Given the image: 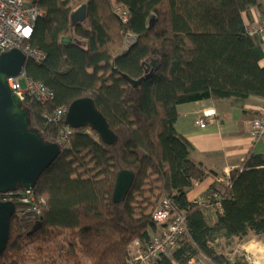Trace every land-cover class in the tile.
<instances>
[{"label":"trees","instance_id":"16d2710c","mask_svg":"<svg viewBox=\"0 0 264 264\" xmlns=\"http://www.w3.org/2000/svg\"><path fill=\"white\" fill-rule=\"evenodd\" d=\"M44 11L34 26L24 72L54 91L46 103L26 98L31 127L57 143L69 126L45 114L90 97L117 138L108 143L89 126L71 128L65 147L34 187L44 197L40 218L18 202L0 264H133L132 244L145 248L161 225L152 213L162 197L187 216V231L171 256L156 264H186L198 253L213 264L232 262L214 247L227 239L264 240V153L251 152L232 170L221 213L211 221L189 191L210 174L176 128L178 105L212 98H264V49L244 13L257 0H30ZM86 3L87 20L72 24ZM124 8L129 20L118 13ZM156 22L148 27L151 15ZM128 33L138 42L122 52ZM72 38L71 42H64ZM149 78L133 87L125 75ZM151 72V71H150ZM134 182L114 199L121 170ZM219 184H213L218 188Z\"/></svg>","mask_w":264,"mask_h":264},{"label":"water","instance_id":"95a60500","mask_svg":"<svg viewBox=\"0 0 264 264\" xmlns=\"http://www.w3.org/2000/svg\"><path fill=\"white\" fill-rule=\"evenodd\" d=\"M87 8L88 5L84 3L72 12L73 25L87 20ZM155 22L156 15L152 14L148 27H152ZM138 40V35L128 33L122 52L135 45ZM63 41L71 42L72 38H65ZM27 59L26 53L16 48L0 55V194L18 189H33L40 175L62 152L60 144L49 143L41 132L31 127L29 112L23 106L22 99L8 85L9 77L25 74ZM150 67L148 64L145 76L139 79L128 75H125V78L133 87H140L153 72ZM65 122L71 128L89 126L108 143L117 138L106 117L90 97L73 101L68 108ZM133 182V173L129 170H121L117 178L114 199L124 200ZM15 210L14 201L0 200V254L8 244L10 217ZM29 213L40 218L37 212Z\"/></svg>","mask_w":264,"mask_h":264},{"label":"built area","instance_id":"2783aa9c","mask_svg":"<svg viewBox=\"0 0 264 264\" xmlns=\"http://www.w3.org/2000/svg\"><path fill=\"white\" fill-rule=\"evenodd\" d=\"M118 13L123 22L129 20V13L124 8H119ZM44 15L43 9L30 0H0V55L11 49H21L28 58H34L41 61L44 58V53L32 48L30 39L34 33V26L37 19ZM251 34L264 35V19L254 23L247 24ZM24 76H26L24 74ZM21 76H12L8 78L10 89L14 90L24 101L26 98L36 99L46 103L55 97V93L46 84L40 81L27 80L26 88H23L20 82ZM68 108L60 107L52 114H45L49 122H59L66 118ZM215 117L214 111H208L204 117L197 120V124L205 127L208 120ZM70 127L64 130L62 137L58 140V144L63 148L69 134ZM250 135L254 140L264 139V108L260 114L252 120L250 125ZM238 166L228 167L222 175L215 177V183L221 187L211 188L203 196L193 200L194 203L205 208L206 212L214 211L221 213L222 196L227 186L231 185L232 170ZM7 201L21 202L26 205L27 211L37 212L41 214L42 206L46 204L44 197H38L34 191L18 189L6 193ZM152 218L155 222L161 225L158 232L152 235L146 247L138 254L133 250V264H156L161 256H171L177 249L179 240L187 231V216L184 210H180L175 202L169 197H162L157 207L152 213ZM208 259L203 253H198L196 256L189 259L186 264H206L204 261Z\"/></svg>","mask_w":264,"mask_h":264},{"label":"crops","instance_id":"0c3cea01","mask_svg":"<svg viewBox=\"0 0 264 264\" xmlns=\"http://www.w3.org/2000/svg\"><path fill=\"white\" fill-rule=\"evenodd\" d=\"M257 1L261 6H253L244 13L246 24L264 19V0ZM261 39L264 49V35ZM260 63L264 66V58ZM263 108L264 98L259 96L244 100L208 98L178 105L176 128L193 145V159L210 174L190 189L191 200L206 194L213 187L216 176L222 175L228 167L240 166L249 153H264V139L256 141L250 135L251 122ZM208 111H214L215 117L201 127L197 120ZM214 217L213 220L216 215Z\"/></svg>","mask_w":264,"mask_h":264},{"label":"rangeland","instance_id":"374dc122","mask_svg":"<svg viewBox=\"0 0 264 264\" xmlns=\"http://www.w3.org/2000/svg\"><path fill=\"white\" fill-rule=\"evenodd\" d=\"M20 82L23 88L27 86L26 76L21 75ZM211 221L215 218L216 212H207ZM214 247L220 253L227 256L232 262H247L248 264H264V240L258 239L255 236H249L244 240L227 239L223 232H219L214 241ZM135 254L144 248L138 241L132 244ZM206 264H213L208 258L204 260Z\"/></svg>","mask_w":264,"mask_h":264},{"label":"flooded vegetation","instance_id":"af4514ba","mask_svg":"<svg viewBox=\"0 0 264 264\" xmlns=\"http://www.w3.org/2000/svg\"><path fill=\"white\" fill-rule=\"evenodd\" d=\"M6 197V193L0 194V200L7 201Z\"/></svg>","mask_w":264,"mask_h":264}]
</instances>
